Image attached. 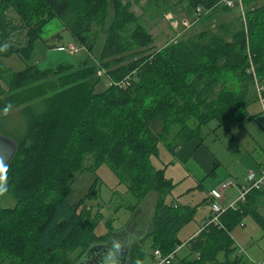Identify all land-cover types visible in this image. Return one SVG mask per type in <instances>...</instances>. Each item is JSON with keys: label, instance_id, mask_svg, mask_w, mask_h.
Masks as SVG:
<instances>
[{"label": "trees", "instance_id": "obj_1", "mask_svg": "<svg viewBox=\"0 0 264 264\" xmlns=\"http://www.w3.org/2000/svg\"><path fill=\"white\" fill-rule=\"evenodd\" d=\"M159 1L162 12L174 15L180 8L186 14L201 8L206 13L199 20L204 21L219 11L237 8L226 7L222 0ZM10 9L20 16V23L10 20ZM124 9L120 0H0V49H7L3 57L28 60L35 42L42 41L43 24L54 18L87 54L77 67L60 65L41 71L33 65L21 71L7 68L0 75V117L11 108H21L22 121V132L15 141L17 153L7 169L8 186L12 185L11 195L17 203L0 210V220L13 222L14 218L17 223L6 229L0 226V257L6 264H30L18 242L22 238L29 241L28 235L18 236L14 243L8 234L21 231L20 218L25 212L20 210L24 205L32 206L31 199L37 200L42 215L32 228V245L44 257L55 256L51 264H75L90 245L108 241L114 230L97 237L93 233L95 223L88 220L84 224L91 234L83 238L78 259L72 261L64 249L82 225L79 212L67 202L69 188L76 175L94 172L102 164L120 184L128 183L136 201L132 216L149 193L157 194L149 251L172 253L179 246L176 233L190 220L185 214L176 216L164 203L170 181L164 170L151 162L158 144L170 148L175 142H200L202 128L212 120L222 126L229 120L240 124L251 118L246 109L253 98L254 76L264 85V54L259 55L260 42L254 39L258 22L264 19V7L261 12L248 14L246 29L226 30L228 39L212 32L200 33L158 52L153 63L142 51L148 47L149 36ZM23 35L27 39L20 43ZM99 36L104 39L102 48L93 57ZM12 39L18 40L17 46H10ZM176 68L183 72V85ZM101 77L106 79V86L97 93L94 90ZM126 77L127 84L118 85ZM228 81L235 85V92L228 90ZM187 95L200 100L195 111L184 106ZM157 122L161 127L153 133ZM175 124L183 130L182 139L177 132L178 138L168 143L164 135ZM88 154L93 158L90 166L84 165ZM92 192L94 187L84 200ZM258 205L264 207V186L246 194L237 210L225 211L220 217L221 228L201 230L178 264H248L244 255L236 253L229 232L247 214L264 233V215L258 212ZM144 252L132 244L127 264H142Z\"/></svg>", "mask_w": 264, "mask_h": 264}, {"label": "rangeland", "instance_id": "obj_2", "mask_svg": "<svg viewBox=\"0 0 264 264\" xmlns=\"http://www.w3.org/2000/svg\"><path fill=\"white\" fill-rule=\"evenodd\" d=\"M174 1L175 0H173V2ZM120 2L123 8L124 6L126 7L124 10L134 16L136 22L149 36L148 47L142 51L143 55L150 56L152 63L154 62L153 59L158 52L173 46L179 40H186L187 38H192L194 35L200 33L202 34L204 32H212L227 38L224 33L226 30L232 32L239 30L241 26L246 29V17L248 14L261 12L264 7V0H253L252 2L243 5L241 8H233L231 11L227 12L219 11L206 21H204V19L198 20L187 30L182 31L180 23L183 19H187L189 22H192L193 14L191 12L186 14V12L180 10V8L178 10L179 14L176 15L164 13L161 10V6L159 7L160 1L158 2V0H120ZM7 14L13 23H20V16L12 9H10ZM113 14V11L111 13L110 10L109 19L113 18ZM169 16H171L172 19H167ZM45 17L46 13L42 16V18ZM262 18L258 22L260 26L255 29L256 35L254 38L260 42V48H258L259 55L264 54V19ZM80 22L83 23L82 20ZM40 34L41 39H45L46 46L41 41L35 42L33 52L28 60L21 61L16 56H10L7 58L3 57L7 49H0V65L3 66H0V68H2L0 69V75H3L7 68H10L12 71H19L20 69H24L26 66L33 65L37 66V68L41 71L55 70L60 65L77 67L86 59L87 54L85 49L78 45L70 34L61 27L60 21L57 18L45 22ZM26 39L27 38L23 35L20 43H24ZM103 40V37L99 36L96 48L92 54L93 57H96L101 50ZM16 43L18 44L17 39L9 41L10 46H17ZM69 45H72V48H77L79 52L72 54L70 48L68 47ZM248 52L251 54L250 50ZM251 60L252 59L249 58V61ZM250 63L253 62L251 61ZM174 71L179 80L181 79V83L183 85L185 82V78L182 75L183 72L177 68ZM105 80L106 79L104 77L100 78L99 83L95 87V92H101L105 88ZM234 81L235 79L233 80V83ZM231 83V81H228L227 83L229 84L228 90L235 92V85H231ZM262 83L264 82L262 81ZM259 85L263 84L259 83ZM217 86L216 90L218 88ZM252 88L254 92V99L256 98V93L254 86H252ZM182 90H185V86L182 87ZM183 101H186L185 104L183 102L184 106H186L188 110L193 108V111H195L194 108H196L197 103L200 102L199 99L190 97L189 95H187L186 98L183 97ZM20 109L21 108H11L0 117V135L13 140L14 142L17 141L18 136L22 132V121L19 115ZM246 111L249 116H252V119H250L251 121L246 119L239 124L236 123L235 120H229L223 126L217 127L219 125L218 122L212 120L207 126L202 128V136L204 140L203 144L213 157L222 163V166L219 169L220 175H227L229 173L232 175H238L240 171L242 172L241 156L245 155V153L252 156L253 150L257 149L256 146L258 145H261L264 149V106L261 107L259 102L250 100ZM160 127L159 122H157L152 128V132L157 133ZM177 132H179L178 136L182 139L180 135L183 134V130L175 124L171 131L164 135V140L168 143L176 140L175 138H178V136H176ZM233 136H236V141L230 142V139ZM163 144L164 143L158 144L157 155L151 158L152 164L155 167L164 168L168 176H171L172 172L181 176L180 179L175 176L174 181L176 183H180L179 188H176V190L189 188L193 184L192 176L200 179V175L190 172L187 165L183 166L169 160L170 153L166 150V147ZM260 152L261 150L258 149L257 153ZM261 155L264 156V153ZM92 161V156L88 154L85 157L84 165H93ZM193 170L194 169L192 168V171ZM189 172L190 179H182V177H187ZM176 179H179L180 181ZM9 181L14 184L13 178L10 177ZM8 184L9 182L6 181L4 190L0 191V210L12 208L17 203L11 195L12 185L8 186ZM127 185L128 183L120 184L118 178L104 164L100 165L94 172L86 170V172L84 171L76 175L69 188L70 194L68 195L67 202L71 207L75 208L79 212L82 217V225L76 229L73 236L64 247V249L68 252V257L72 261H76L82 251L80 245L83 242V238H86L91 234V231H89L85 226L86 224H84L88 220H92L95 223L93 233L97 237L107 234L110 230H114L112 232L114 233L127 226L132 216L131 207L136 203ZM205 186L207 187L208 185L205 183ZM92 187H94L95 192H92L88 199L84 200L85 196L89 193ZM196 193L199 194L198 191ZM198 194H195L193 200L190 198H183L180 199L179 203L190 204L193 201V205H190L194 206L195 203L203 199V196ZM204 194L205 193L203 192V195ZM81 200L83 201L80 203ZM36 201L37 200L31 199L29 202H32V206L28 204L21 208L20 212H25L24 217L20 218L22 223L21 227H19L20 224L18 225V227L21 228V231L19 232L16 230L15 233L12 230L13 234H8V238H10V240L14 243H17L16 241L18 236L28 235L29 241L27 240L26 242L24 238H22V242L18 241L20 246L24 249L23 251L27 258V262L30 264H51V261L55 256H42L38 252L37 247L32 245L33 243L31 241V236L33 234L32 228L42 216L40 209L39 211L37 209L36 205L38 204ZM156 201V193H149L142 200V203H140V210L142 209L141 214L144 219L147 218V214H152ZM168 201H170L169 197ZM202 207L201 212L198 210L194 219L176 234V238L180 242L183 243V241H188V237L194 231L201 228V224L203 223L201 213L206 210V205ZM3 220L4 219L0 220V224L2 223L0 226L4 229L9 228L13 224H17L14 218L12 220L13 222H10V219ZM107 223L108 226H106ZM242 224L243 228L236 227L231 233V237L235 242L236 253L244 255L246 259L248 258V264H264V233L249 215L244 217ZM133 238V242H135L138 246H141V248L145 251V257L142 263L145 264L147 256L151 252L149 251L150 249L147 248L148 246H146V242L149 241V237L144 238L143 240H140L139 236H133ZM3 243L7 246L5 242ZM4 244H2V246H4ZM149 245V247L152 246V241L149 242ZM154 247L159 248V246ZM183 255V251L177 253V255L175 252L176 257L174 256V259L170 264H178L179 259ZM5 260L6 259L0 257V264H6L7 262Z\"/></svg>", "mask_w": 264, "mask_h": 264}, {"label": "crops", "instance_id": "obj_3", "mask_svg": "<svg viewBox=\"0 0 264 264\" xmlns=\"http://www.w3.org/2000/svg\"><path fill=\"white\" fill-rule=\"evenodd\" d=\"M169 18L172 19L171 16H169L167 19H169ZM41 42L46 46L45 39H42ZM57 51H60V50H57ZM21 70H23V69H20L19 71H21ZM251 100L259 102L257 95H256V98H254V99L251 98ZM250 119H252V116H251V118H249L247 120L251 121ZM217 127H219V126H217ZM232 141H236V136L231 137L230 142H232ZM203 143H204L203 136H201L200 142H198L196 139H193L186 144L176 143L172 147L166 148V150L169 151V153H170L169 154L170 155L169 160H172L175 163L181 164L183 166L187 165L190 172H194L197 175H200V179H197L194 176H192L193 184L189 188H186L183 190L182 189L176 190V188H179L180 183L179 182L176 183L174 181L175 176L178 177L179 179L181 176H179L178 174L173 173V172H172L171 176H168L166 173V170L164 168L157 167L158 169L164 170V172H165L164 175H165L166 179H168L170 181L169 182L170 188L168 190V195L164 198V203L167 206H169L170 208H173L172 209L173 213L176 216L181 215V214H185L190 220L188 223H190L194 219V216L198 210H200V212H201V209L203 208L202 206H204V205H206V210L203 213H201V218L203 219L202 220L203 223H204V221H206L209 218V216H210L209 209H211L210 205L214 201V200L209 198V192L211 190L217 189L220 186V184L225 183V182H232L234 184L233 186L227 188L223 192L222 198L219 199V201H218V203H220L222 206H225L228 203H230L231 201H233L235 198H237L241 187L245 185V180H246L247 174L249 172H257L258 169L264 164V156L261 155L262 153H264V149L262 148L261 145H258V146H256L257 149L253 150L252 156L248 155L247 153H245V155L241 156L242 160L241 159L240 160H241L242 172L240 171V173L238 175H232L230 173L227 175H220L219 169L222 166L221 161H218L216 158H214L213 155L206 149V147ZM258 149L261 150L260 153H257ZM192 168L194 169L193 171H192ZM190 172L187 174L188 175L187 177L186 176L182 177V179H188V178L190 179ZM218 176L220 179L218 178ZM179 179H176V180L180 181ZM205 183L208 185L207 187L205 186ZM197 191L199 192V194L196 193ZM203 192L205 193L204 195H203ZM195 194L202 195L203 199L201 201L195 203L194 206H191V205H193V201L190 203L191 205L187 204V203H185V204L179 203L180 199H183V198H190L191 200H193ZM168 197H169L170 201H168ZM208 206H209V208H208ZM154 208H155V206H154ZM257 209L261 215H264V209L260 205L257 206ZM139 212H140V210H139ZM153 212H152V214H153ZM152 214L151 213H149V215L147 214V218H148L150 224H152ZM129 222H130V220H129ZM186 225H184V226H186ZM240 225H242V226H240ZM236 227L243 228L242 221L238 225L233 226L229 232L230 238L232 239L234 246H235V242H234V239L231 237V233L233 232V230ZM152 229H153V226L151 225L150 233L147 234L146 236H144V233H146L145 229H143L144 231H141L139 234L136 235L137 237L139 236L140 240L141 239L143 240L144 238L149 237V241H147V242L145 241L146 246H148L147 247L148 249L150 248L149 242L152 240L150 237ZM199 237H200V228H199V230L194 231L188 237V239H189L188 241H183V243L180 242L175 236L176 240L179 242V246L174 251V252H176V255H177V253L183 251L184 255L182 257L186 256L189 252L188 246H192L198 240ZM140 240H138V241H140ZM133 244H135V242H133ZM219 259L220 260L223 259L222 255L219 256ZM247 260L249 261L248 258H247ZM145 264H152L151 252L147 256V261Z\"/></svg>", "mask_w": 264, "mask_h": 264}, {"label": "built area", "instance_id": "obj_4", "mask_svg": "<svg viewBox=\"0 0 264 264\" xmlns=\"http://www.w3.org/2000/svg\"><path fill=\"white\" fill-rule=\"evenodd\" d=\"M221 3L225 5L226 7H234L235 5L239 8L242 7L241 0H222ZM206 12H204L201 8H197L195 13L193 14V20L192 22H189L187 19H183L180 23V27L183 30H187L192 24L197 22L200 17ZM70 48V51L72 54L78 53L79 50L77 48H72V45L68 46ZM253 67H250V72L253 74ZM127 79H123L118 85L124 86L127 84ZM110 85V84H109ZM254 89L255 93L257 95L258 101L261 105V107L264 106V86L259 85L256 77L254 76ZM234 184L232 182H225L220 184V186L217 189L211 190L209 192V198L214 200L210 205V216L209 218L202 223L200 231L204 230L208 226H215L218 228H221L220 224V217L221 215L227 211V210H237L238 205L243 203L245 200L246 194H248L252 190H259L264 186V164L258 169L257 172H249L247 174L245 185L241 187L239 195L237 198H235L233 201L228 203L225 206H222L220 203H218L219 199L222 198L223 192L233 186ZM242 226V225H240ZM175 256V252L169 253L167 255H163L160 251L155 250L152 252V264H170Z\"/></svg>", "mask_w": 264, "mask_h": 264}, {"label": "water", "instance_id": "obj_5", "mask_svg": "<svg viewBox=\"0 0 264 264\" xmlns=\"http://www.w3.org/2000/svg\"><path fill=\"white\" fill-rule=\"evenodd\" d=\"M16 153L17 144L13 140L0 135V161L7 165V169L15 158ZM135 215L136 213L134 216ZM151 225L152 224H149L144 236L150 233ZM133 236L136 235H131L128 233L127 225L121 230L110 234L107 242L90 245L75 264H101L103 255L113 241H118L121 244L119 252V264H127L130 247L134 241Z\"/></svg>", "mask_w": 264, "mask_h": 264}, {"label": "clouds", "instance_id": "obj_6", "mask_svg": "<svg viewBox=\"0 0 264 264\" xmlns=\"http://www.w3.org/2000/svg\"><path fill=\"white\" fill-rule=\"evenodd\" d=\"M7 181V165L0 161V191L4 190ZM121 244L113 241L102 257L101 264H119Z\"/></svg>", "mask_w": 264, "mask_h": 264}, {"label": "flooded vegetation", "instance_id": "obj_7", "mask_svg": "<svg viewBox=\"0 0 264 264\" xmlns=\"http://www.w3.org/2000/svg\"><path fill=\"white\" fill-rule=\"evenodd\" d=\"M140 210V209H139ZM136 212V215L134 217H132V219L130 220V222L127 224L128 225V233L131 235H137L139 234L141 231H144L143 229H145V231H147L148 226L150 224L148 218H145L142 216V209ZM138 214V215H137Z\"/></svg>", "mask_w": 264, "mask_h": 264}]
</instances>
